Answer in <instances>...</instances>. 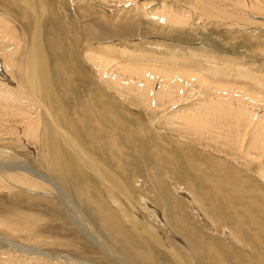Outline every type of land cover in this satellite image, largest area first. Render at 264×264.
Listing matches in <instances>:
<instances>
[{
    "label": "bare ground",
    "instance_id": "6f19581e",
    "mask_svg": "<svg viewBox=\"0 0 264 264\" xmlns=\"http://www.w3.org/2000/svg\"><path fill=\"white\" fill-rule=\"evenodd\" d=\"M82 1L84 0H72L71 3L77 9L79 8L78 4L82 3ZM99 1L107 5H113L116 8V11L122 15L123 21L121 22L124 23L125 27L122 25L124 30L121 25L117 28V24L116 26L112 24L114 28L109 30L107 26H100L97 22L88 23L90 34L87 33L89 35L88 37L85 36V41L83 39L85 45H82V42L80 43L81 36L79 40H76L70 35L72 41L78 46L76 50L79 52L80 49L81 53V48H83L80 57L81 61L79 56H77L78 54H76L75 59L72 58L67 63H62L63 51L56 47L61 45L65 38H68L69 30L72 28L69 25L67 15L65 16L66 20L63 18L64 16L60 15V13L64 14L62 7L59 13H56L52 12L53 7L52 10L50 9L51 11L48 9L45 0H14L18 7L14 6V9H16L14 11L15 16H12L14 13H11L10 7L1 5L7 13L2 16L8 19L11 18L15 22H18V20L21 22L20 31L22 36L18 37L15 33L16 29L10 28L7 18L0 17V58L2 62L0 64V111H3L4 116L11 117L16 122L17 128L26 138L31 137L37 141L40 150L38 156L41 164L46 169L45 180L47 179V181H44V179L42 181L53 188L56 203L64 211L61 212V217L69 219V222L71 221L83 235H86L85 238H88L93 243L90 244L95 245L96 248L97 246L102 248L103 253L123 264H163L159 261L158 256V258L156 255L154 257L146 250L148 249L146 248V243L144 244L140 240L142 232V234L145 233L150 238V243L153 247L162 251L160 252L161 258L169 254L173 256V260L171 259L173 264H224L228 260L230 262L235 260L236 264H264V241L258 236L259 229L264 231V224L259 227L255 217L248 215L246 227L244 226V221L239 222L233 218L235 222H232L233 225L229 228L230 230L227 228L229 232L227 230L223 231V234L225 233L224 237H226L225 240L238 245L239 248L234 249L235 247L233 248L232 245H226V247L222 243H217L214 237L208 238V240H212L208 242V245L203 240H197V237L193 240L191 236L184 237L185 234H182L180 232L181 229H178L181 227L175 223L170 211L169 215L164 212L160 213L158 209L154 208L142 197H140L142 198L140 200L138 198L139 202H133L132 185L143 179H140L136 172L127 166V158L131 156L132 159L141 160L140 162L149 158L147 157L148 152H146L147 146L142 143L144 137L142 135L139 137L137 131L132 130V122L122 116V109L117 108L110 99L107 100L108 106L106 108L97 105L98 88H100L98 84L100 83H105L111 88L118 86L127 90L128 94L131 93V90H134L135 92L130 95L144 104L145 110L152 114L159 111L156 102L163 103L165 101L171 104L172 110L177 109L179 104L174 102L176 101L175 95L180 97V99L183 97L187 98L186 93L188 91L189 98H200L198 103H194L190 110L177 109L176 114L170 118L174 120L184 118L183 123L187 127H190L191 124V127L195 125L202 127L208 123L209 119L223 120L224 118H232L233 128H229L228 131L233 129V133H236L238 143L234 144L235 149L237 150L238 148L239 151H243L241 156L244 155L247 160L248 158L251 160L258 159L264 169V76L255 78L256 85L261 91L259 93L240 83L243 80L254 82L251 79L249 81V77L246 74H242L241 71L236 74L229 72L225 74L224 71L220 73L216 63L208 65L209 67L206 69L197 71L192 69V67L190 69L189 65L185 66L173 60L169 63L160 60L155 61L140 54L130 53L127 50L115 49L112 43L109 42L111 38H114L112 40H117L115 38H118L124 42H130L141 35L140 30H145V24L151 25V32H149L150 30H145L148 35L151 34L153 35L152 37L155 36V38L166 40L162 36V34L167 35L164 32H173L177 30V27L186 25L190 16L195 15L196 12L198 13L197 10L193 14L198 4L208 6L209 1ZM220 1L227 2L229 7L233 6L237 9L245 10V12L247 11V16H252L253 13L262 16L258 17L260 19L257 20L260 23L264 22V0H217L214 1V4L215 2L219 4ZM127 4L129 6L125 8ZM184 5L186 6L184 7ZM81 8H83L82 5ZM221 12L223 13V11ZM132 17L138 20H133L131 19ZM121 30L124 32L128 30L124 37H120L122 36ZM146 32L143 33L145 36ZM100 41H104L100 46L96 47L93 44V42ZM183 46L186 47L187 45ZM204 46L201 48L202 50L199 49L201 53L206 56L217 57L216 59L227 60L228 57L215 51V48H213L214 44L210 45V50L205 49ZM193 50L195 51V49ZM230 58L233 60L232 57ZM230 58L229 60H231ZM239 61V59H234L232 63H239L243 71L245 69L243 67L244 64L241 65ZM254 68L257 69L258 66ZM87 69L98 76L95 79L93 73H87L91 81L89 85L91 98L89 96V99H86L80 93L78 82L74 84L76 88L70 84L74 80H79L76 79V74L79 76ZM72 72H75V75ZM207 72H209V75H207ZM220 74H223L226 78L220 81L217 80V76ZM254 76L257 77L256 74ZM189 88H193V91H197V94L191 93ZM102 92L104 93V91ZM190 93L195 95L192 96ZM176 99L178 100V98ZM181 100L184 101L186 99ZM192 108L194 111L191 110ZM117 116L120 119H117ZM251 119L256 121V123L253 124ZM118 121L120 122L118 128L121 129V134L116 130L114 124ZM159 121H163V119L155 117V120L149 122V124L153 126L154 123ZM0 122L9 123L5 119ZM240 123H243L241 129ZM188 132L190 133V131ZM248 135L250 139L247 137ZM175 146L177 150L182 151V164L186 162L189 167V170L186 169L187 172L183 175L185 177L183 184L188 186L190 185L189 182L192 181L190 180L191 171L196 170V172L200 173L204 169L202 163L208 165L211 160L205 158L204 155L195 156L191 149L185 148L181 144H176ZM8 151L0 150V159L7 158L9 156ZM250 151L258 156H250ZM117 158H120L121 161ZM192 159L196 161H192ZM201 159H203L201 162H197ZM149 164L153 165L152 161ZM160 164L162 163L160 162ZM9 165L0 163V167H5L0 168V172L13 171L14 167ZM12 165L17 166L16 163ZM154 166L156 167L157 165ZM151 168L153 167L151 166ZM17 169H21L20 166L19 168L17 166ZM24 170L23 168L20 170V176L17 175L16 177L19 180L16 182H23V184L28 186L23 185L24 189L30 190L39 183L34 180L35 176L33 174L26 171V169ZM29 170L32 171V169ZM156 171L158 170L156 169ZM37 174L39 175V173ZM147 175V181H143L152 184L154 196L160 199L161 205L165 208H167L166 206L174 209L179 208L177 200L167 190V184L164 185L166 187L163 185L160 187L158 179L156 180L154 177L151 179V175ZM43 177L36 178L40 180ZM181 179L179 178L178 180L180 181ZM192 183L194 182L192 181ZM188 187L195 188V185ZM217 191L220 193L219 189ZM175 192L181 194L183 189L176 188ZM186 197L195 210L198 211V214L202 216L203 220L201 221L206 222L211 228L215 227L216 224L210 221L212 220L210 216L213 212L206 210L210 209L209 206L205 207L207 216L203 212L199 213V205L192 198ZM51 209H53V206ZM127 215H130L131 222L128 220L130 218ZM124 219L127 221L122 223ZM125 222L131 223L133 228L126 230L124 227ZM177 222L182 225L193 224L192 220H188V218L177 220ZM195 222L198 224L197 221ZM0 224L3 223L1 222ZM172 224H176V226L174 225L175 228ZM20 225L18 223L15 229L11 230H19L17 227ZM159 226H161L162 231H165V234L160 230ZM24 229L23 227L22 231ZM180 238L183 239V242L180 241ZM243 240H247V244L246 242L243 243ZM175 242L177 244L180 242L179 249L181 248L185 258L181 257L180 259L176 255L175 250H173ZM247 245L249 251L246 248L244 249ZM203 258L208 259L205 260ZM7 259L11 263L6 262V264H14L13 260ZM35 259L37 260V258H31L30 260ZM38 260L42 263L48 262L47 260ZM80 262L84 263L78 260V262H73L72 264H81Z\"/></svg>",
    "mask_w": 264,
    "mask_h": 264
},
{
    "label": "rangeland",
    "instance_id": "374dc122",
    "mask_svg": "<svg viewBox=\"0 0 264 264\" xmlns=\"http://www.w3.org/2000/svg\"><path fill=\"white\" fill-rule=\"evenodd\" d=\"M205 1H209V4L207 3L208 6L198 4V7L195 11H193V14L197 10L198 13L196 12L195 15H191L192 17L190 16V19L186 25L179 26V28L177 27V30L173 32H164L167 33V35L162 34V36H164L163 39L166 40H161L158 37L155 38V36L152 37L153 35L151 34L148 35L146 31L150 30L149 32H151V25L145 24L144 29L146 31L140 30L141 35L134 38L130 42H124L118 38H115L117 40H112L114 38L111 37V41L109 40V42L112 43V46L115 47V49L127 50L130 53L140 54L144 57H149V59H154L155 61L160 60L169 63L173 60L179 64H184L185 66L189 65L188 67L190 69L192 67V69L197 71L200 69H206L209 67L208 65H212L214 63H216V65L219 67L220 73L221 71H224L225 74L226 72L236 74L241 71L242 74H246L249 77V81L251 79V81L254 82L243 80L240 83L247 86L250 90L261 93L260 89L256 85L255 80L264 76V22L260 23V21L257 20L260 19L258 17L262 16H258L254 13L252 15L253 17L249 15L247 16V11L245 12V10L240 8L237 9L232 5H230L232 7H229V5L227 6V2L220 1L219 4L216 2L214 4V1L217 0ZM71 2L72 0H45V4L49 10H52L53 7L52 12L59 13L60 8L62 7L64 14L60 13V15L64 16L63 18L65 20V16L67 15L69 25L72 27L69 30L70 34L68 33V38H65L61 45L56 46L60 48V51H63L64 56L62 63H67L72 58L75 59L76 54H78L77 56H79V58L81 57L83 48L80 47L81 53L80 49L78 52L76 50L78 49V46L75 45L71 38L74 37L76 40H79V37L81 36L80 43L82 42V45H85L84 41L90 34L88 23L97 22L100 26H107L109 30L114 28L112 27V24L113 26H116L117 24V28H119L120 25L121 28L122 25L124 26V23L121 22L123 21L122 15L116 11V8H114L113 5L101 3L99 0H84L82 3L80 2V4H78L79 8L76 9L73 7ZM1 5L9 6L11 13H14L12 16H15L14 11L16 9H14V6L17 5L15 4L14 0L13 2L12 0H0V17H4L2 15L7 13L5 12V9L1 7ZM81 5L83 8H81ZM128 6L129 4H127L125 8ZM185 6L186 5H184V7ZM219 10L223 11V13ZM4 18L6 19L7 17ZM131 19L136 20L137 18L132 17ZM88 20H90V22H88ZM8 23L10 24V28L13 27L16 29L15 33L18 37L22 36V32L20 31L22 24L19 20L18 22H15L10 18L8 19ZM122 29L124 30V28ZM78 30L80 31L78 32ZM127 31L128 30H125L124 32L121 30L122 36L120 37H124L127 34ZM144 32H146V36L148 35V38L143 34ZM70 35L72 37H70ZM103 42H93V44H95L97 47ZM212 44H214L213 48H215V51L228 57L227 60L221 58L216 59L217 57H210L206 56L204 53H201V48L203 45H205V49L210 50V45ZM183 45H187L188 47L186 46V48ZM193 49H195V51L197 50V52H195ZM230 57H232L233 60ZM229 58L231 60H229ZM234 59H239L241 65L244 64L243 67H245V69L242 67L244 69L243 71L241 70L239 63H232L234 62ZM0 64H2L1 58ZM255 66H258V68L255 69ZM245 71L246 73H244ZM87 73L93 72L87 69L79 76L76 74V79L79 80H74L73 83L70 84L72 87L76 88L74 84H77L78 82L79 89L81 90L80 93L85 96L86 99H89V96L91 98V91H89V85L91 84V81ZM259 73L262 75L260 74V76ZM72 74L75 75V72H72ZM254 74H256L257 77L254 76ZM207 75H209V72H207ZM93 76L95 79L98 78L96 73H93ZM225 78L226 77H224L223 74L217 76V80L219 81L224 80ZM98 85L101 89L98 88L99 93L97 95V105L106 108V106H108L107 100L110 99L117 108L122 109V116L132 122V130H136L139 137L140 135L144 137L142 143L147 146V157L150 159L147 158V160L142 161V164V162H140L141 160L137 158L132 159L131 156H129L127 158V166L131 170L135 171L139 178L143 179L144 181H147V174H150L152 177L151 179H153V177L156 180L158 179L157 181L160 184V187L167 184V190L170 191V194L173 197H175L179 208L174 209L173 207L168 208V206H166L167 208L163 207V205H161L160 199H157L154 196L152 184L149 182H144L143 180H139L136 182V184L132 185L134 199L133 202H139L140 199L144 198V200L148 201L154 208L158 209L160 213L164 212L165 214L169 215L170 211L175 223L181 227L178 229L184 230H180L182 234H185L184 237L191 236L192 240L197 237V240H203L206 245H208V242L212 241L208 240V238L214 237V240L217 243H222L224 244L223 246L232 245L233 248L235 247L234 249H236L238 245L232 243L229 240H225V233L223 234L224 230L229 232V228H231L233 225L232 222H235L233 218L239 222L244 221L245 223H243L245 227L247 225L246 220H248L247 218L249 216L256 218L259 227L264 224V169L262 167V163H260L258 159L251 160L248 158L247 160L244 155L241 156L243 151H239L238 148L237 150L235 149L234 144L238 143L237 136L235 135L236 133H233V129L228 131L229 128H233L232 118H224L223 120L209 119L208 123L202 127L200 125L191 127L192 124L190 127H187L185 123H183L185 120L184 118L181 120H174L170 117L175 115L179 108L190 110V107L194 105V103H198L200 98H189L188 91L186 93L187 98H181L183 100L186 99L184 100L185 102L182 101L180 97L175 95L176 101L174 102L179 104L177 106L178 110H172L171 104H168V102H156L157 109H159V111L152 114L145 110L144 104L140 103L137 99L130 95L131 93L135 92L134 90H131V93L128 94L127 90L121 89L118 86L111 88L105 83H100ZM189 90L191 93L193 92L197 94V91H193V88H189ZM102 91H104V93ZM195 94L191 95L193 96ZM176 98H178V100ZM191 110L194 111L193 108ZM159 112L160 114L158 115ZM155 117H160V119H163V121L154 123V125L151 126L149 122L154 121ZM4 119L9 123H5V125L4 123L0 122V150H9V156L7 158L0 159V163H4L6 165L10 164L9 166L14 167V170L0 172V223H3L0 224V264H6V262H10L7 258L13 260L14 264H72L73 262H78V260L89 264H123L112 259L113 257H109L106 253H103L102 248L98 246L96 248L95 245H92L93 243L88 238H85L86 235H83V233H81L77 227L71 223V221L69 222V219H64L61 217V212L64 211L60 208V205L56 203V197L53 193V188H51L48 183L44 182L47 181V179L45 180L46 169L41 164L38 156L40 150L38 148L37 141L31 137L26 138L24 134L17 128L16 122H14L11 117L9 118L4 116L3 111H0V121ZM117 119H120V117L117 116ZM252 123L254 124L256 121L252 120ZM114 124L116 126V130L120 133L121 129L118 128L120 122L118 121ZM239 125L241 129L243 123H240ZM188 131H190V133ZM247 137L250 139L249 135ZM160 138L162 139L161 141ZM176 144H181L185 148L191 149L195 156L204 155L205 158L211 160V163L208 165L202 163V167H204V169H202L200 173L196 172V170L191 171L192 175L190 174V180H192L194 183L189 180L190 185L188 186L195 185V188H190L183 184L185 178L183 175H185L187 170H189V167L186 162H183L184 165L182 164V151L176 149ZM242 149L244 148L242 147ZM249 154L252 157L258 156L252 151H250ZM117 159L121 161L120 158ZM202 160L203 159L198 160L197 162H201ZM146 161L147 163H145ZM150 161H152L153 165L149 164ZM192 161L196 160L192 159ZM160 162L162 164H160ZM15 163L18 168L20 166L21 169L23 168V171L26 169V171L33 174L35 176L34 180H36L39 184H36L34 188L27 190L24 189L23 185L26 187L28 186L23 184V182L20 181V183H17L16 181L19 179L16 177L20 174L21 169H17V166L12 165H15ZM23 164L26 166H22ZM154 165H157V168ZM151 166L153 168H151ZM160 167L162 171H159ZM29 169H32V171ZM136 169H138V171H136ZM156 169L158 171H156ZM37 173H39V175ZM41 176L44 177L40 178V180H37L36 177ZM179 178L182 179L179 181ZM43 179L44 181H42ZM25 181L28 183L27 180ZM164 182L165 184H163ZM176 188H182L184 194H177L175 192ZM216 188L220 190V193H218ZM186 196L192 198L199 205V213L203 212V214L208 216L206 210H211L213 212L210 216L212 219L210 221L216 224L215 227L211 228L206 222L201 221L203 220L202 216L198 214V211L195 210ZM50 205L53 206V209H51L52 206ZM206 206H209L210 209L205 210ZM127 216L130 218L128 220L131 222L130 215ZM184 218L192 220L193 224L190 223V225H182L177 222V220H185ZM124 221L127 220H122V223ZM195 221H197L198 224ZM18 223L21 224L17 227L19 230L12 231L15 229ZM125 223L124 227L126 230L133 228L131 223ZM176 224L174 225L176 226ZM174 225L172 224L173 227ZM23 227L25 228L24 231H22ZM159 227L162 231L161 226ZM260 230L261 229H259L258 236L262 241H264V231ZM162 232L165 234L164 230ZM142 233L140 234V240L144 244L146 243V248H148L146 250L154 257L155 255L156 257L158 256L161 263L173 264V256L169 254L161 258L160 252L162 251H159L153 247L150 243V238L145 233ZM180 241L183 242V239L180 238ZM242 242H246L247 244V240H243ZM179 243L177 244L175 242L176 249L174 248L173 250H175L176 255L180 259L181 257L185 258L183 251L181 248L179 249ZM245 248L249 251L248 245L244 247V249ZM31 258H37V260H30ZM38 259L47 260L48 262L42 263ZM203 259L206 260L208 258ZM228 261H226L224 264H236L235 260H231V262L230 260Z\"/></svg>",
    "mask_w": 264,
    "mask_h": 264
}]
</instances>
